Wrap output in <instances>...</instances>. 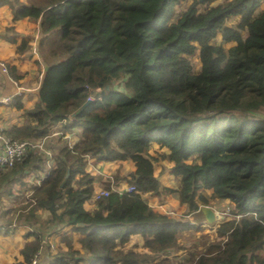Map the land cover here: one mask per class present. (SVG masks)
<instances>
[{
    "label": "trees",
    "instance_id": "16d2710c",
    "mask_svg": "<svg viewBox=\"0 0 264 264\" xmlns=\"http://www.w3.org/2000/svg\"><path fill=\"white\" fill-rule=\"evenodd\" d=\"M185 1L0 0L12 21L38 23L46 67L36 104L6 135L42 140L58 125L79 134L73 150L61 138L51 144L55 170L33 187L34 202L0 217V227L30 229L20 264H169L170 250L185 249L182 264H264V0H190L174 20ZM200 3L210 7L201 13ZM6 70L15 82L23 78ZM89 96L96 100L83 106ZM154 145L164 152L152 153ZM86 157L130 163L126 182L135 192L111 193L85 210L94 191ZM162 161L176 188L155 175ZM43 162L30 153L0 169V194L9 197L28 171H44ZM168 196L185 209L181 217L143 199ZM203 206L231 207L212 240L185 218ZM189 231L200 232L199 242L184 247L180 235ZM134 236L142 239L134 248L145 252L121 250Z\"/></svg>",
    "mask_w": 264,
    "mask_h": 264
},
{
    "label": "crops",
    "instance_id": "0c3cea01",
    "mask_svg": "<svg viewBox=\"0 0 264 264\" xmlns=\"http://www.w3.org/2000/svg\"><path fill=\"white\" fill-rule=\"evenodd\" d=\"M8 28H12L13 33L6 32ZM10 37H15L17 43L11 44L7 40ZM41 37L38 23L31 22L27 19L14 22L12 21V14L9 7L7 5H0V98H11L9 104L0 105V128H2L5 135L7 130L12 126H20L22 124L23 111L32 109L37 102V91L40 87L42 76L46 71V67L41 62L37 53V45ZM23 40L27 41V49L25 51H21V43ZM1 64L5 69L7 66L15 68L20 74H23V78L19 82H15L8 75L7 70L6 72L2 71ZM17 98L19 101L16 100ZM16 101L23 106L22 110L15 108V105L13 106ZM75 135L78 136L79 140V134ZM152 150L159 153L164 152V150H160L157 145H154ZM99 165L103 176H93L95 181L93 185L94 189L104 185L106 179L109 177L115 178L128 170H130L131 173L134 171L133 167L127 161L103 162L99 163ZM168 166L170 168L171 165L168 163ZM86 172H91L88 166H86ZM37 174L38 171H28L22 175L21 182L13 184L9 197L3 193L0 194V217L4 212L17 209L21 206L20 200L24 198L31 188V184L27 182L26 178H30L31 180L32 178H36ZM166 175L169 177V170L166 171ZM166 179V183L163 185L164 187L176 188L178 184L177 181ZM120 182L124 181L120 179ZM4 190L5 189L0 192ZM152 198L156 199L155 197ZM143 199L154 211H159V207H157V204L153 203V199L151 200L149 197H144ZM173 200L174 202L172 201L171 203L169 200L167 201L170 203L169 205H171L172 209H180L182 210V214H184L186 212L185 209L179 207L178 202L175 199ZM164 204L166 203L164 202ZM84 208L88 212H92L95 209V205L93 202H88L84 204ZM37 214L40 217L46 213L40 211ZM197 214L198 216H195ZM197 214L186 216L185 218L189 219L191 223H197L202 226L205 224V220L202 214ZM197 218L201 220H197ZM29 231V227L21 223L16 224L15 222L6 227H0V264H20L23 262L21 250L25 245V234ZM185 233H182V235ZM47 240L49 244L53 245L56 242V240L52 238H48ZM44 245L43 250H41L42 253H40V255H42L40 258L46 255V242H44ZM42 260V263L46 261L44 258Z\"/></svg>",
    "mask_w": 264,
    "mask_h": 264
},
{
    "label": "built area",
    "instance_id": "2783aa9c",
    "mask_svg": "<svg viewBox=\"0 0 264 264\" xmlns=\"http://www.w3.org/2000/svg\"><path fill=\"white\" fill-rule=\"evenodd\" d=\"M1 68L3 72H6L5 67L1 64ZM11 98L7 97H2L0 98V105H7L9 104ZM94 96H89L87 98L88 102L95 101ZM64 124V123H62ZM60 126L58 125L54 129L58 130H52V132L43 138L42 140H36V141H31V140H24V141H17L13 140L10 137L6 136L2 128H0V169H10L12 168L16 163L20 162L23 157L30 153H37L40 154L44 160L43 165L45 167L44 171H38L37 177L32 178H26L27 182L31 184V188L29 191L26 193L25 198L27 200L24 201V204H28L32 200V194H33V187L39 186L42 181L46 178L49 177L50 173L55 170V160H54V153L53 150L51 149V140L53 138H61L64 142H66L67 147L70 150H73V147L77 144L78 142V136L75 134H71L68 132H62L60 131ZM87 161V166L89 167V171H91L89 174L92 176H103L101 173V167L99 163L103 162H97L94 159L90 157H86ZM95 182V181H94ZM108 185L109 188L107 189L104 185L98 186L97 188L94 189L93 195L90 199V202L95 203L97 200L109 196L111 193H117L119 195H124V194H130L135 192V189L133 186H129L127 183L125 184L124 182H116L114 177H109L105 181ZM94 185V183H93ZM34 202V201H32ZM159 211L166 214V215H173L172 211H165L164 206H159ZM215 213V221L220 220L224 222L227 219H230V214H228V210L222 211L221 213L223 214L221 217H218L217 212L213 210ZM205 225H212V224H207L205 221ZM50 249H54V245L50 244ZM37 260L32 261V264H36Z\"/></svg>",
    "mask_w": 264,
    "mask_h": 264
},
{
    "label": "rangeland",
    "instance_id": "374dc122",
    "mask_svg": "<svg viewBox=\"0 0 264 264\" xmlns=\"http://www.w3.org/2000/svg\"><path fill=\"white\" fill-rule=\"evenodd\" d=\"M190 2V0H187V1H185V2H181L180 4H178L177 6H175V8H174V10H175V15H174V20L175 19H177L181 14H182V12L186 9V7L188 6V3ZM263 5H264V3H263ZM208 7H210V4H202V3H200V5L198 6V9H199V12H204L205 11V9L206 8H208ZM258 12H259V10H258ZM232 23H234V21H231ZM219 39H220V36H218L217 37V39H216V42L218 43L219 42ZM191 63H192V65H193V69H194V71L195 72H198L199 71V69H200V64H199V62H198V60H197V57L196 56H193L192 58H191ZM54 130H58V129H54ZM57 141V138H53V140H51V142H50V144H53V142H56ZM153 152L152 153H155L156 155L159 153V152H157V151H154V150H152ZM170 168H169V166H168V163L166 162V161H162V162H159V163H157V164H155V166H154V171H155V175H160V177H161V183L164 185L165 183H166V178H168V180H171V179H169V177L166 175V171H168ZM168 173V172H167ZM130 174H131V172H130V170H128V171H126L125 173L123 172V174L122 175H118V176H120V177H118V179L117 180H120V179H122V180H124L125 181V183H127L126 181H127V178L130 176ZM120 178V179H119ZM173 180V179H172ZM117 182V181H116ZM16 185H18V184H16ZM153 198L151 197V200H152ZM20 200V199H19ZM25 200H27L26 198H25V196H24V198L23 199H21L20 201H21V206L22 205H25L24 204V201ZM169 200V202L171 203L172 201L174 202V200H173V197H171V196H168V197H162V198H156V199H153L152 201H154L153 203L154 204H157V207H159V206H164V208H165V211H167L168 212V210H172V212H174V214H173V216H175L176 218H178V217H180V215L182 214V210H180V209H172V207H171V205H169L170 203L169 202H167ZM17 201H18V199H17ZM164 202L166 203V204H164ZM168 204V205H167ZM230 208L231 207H229V208H227V206H216V207H213L212 209L213 210H215V212H217V215H218V217H221L223 214L221 213L222 211H226V210H228V214H230L229 212H230ZM49 216V214L48 213H46V214H44V215H42V216H40L41 218H47ZM195 216H198V214L197 215H195ZM204 218V217H203ZM197 220H201V219H199V218H197ZM205 220V219H204ZM230 219H227V220H225V221H229ZM199 222V221H198ZM220 220H216L215 221V223H213L212 225H205V224H203L202 226H203V231L201 232L202 234H208V235H210V239L212 240L213 238H215V228L218 226V225H220ZM199 234H200V232H198V233H192V232H187V233H185V234H183V235H180V244L182 245V246H184V247H187V246H190L191 244L193 245V244H197V242H199V239L198 238H200L199 237ZM57 237L58 236H56L55 234H52V235H50L49 236V238H52V239H56V241L58 240L57 239ZM141 243H142V239L139 237V236H134V237H132V239H131V242L130 243H128V244H125L123 247H120L121 248V250H129V249H131V248H133V250H135L136 252L137 251H140V252H145L144 250H142L141 249V247H136V248H134V245H141ZM55 244H56V242L54 243V248H55ZM191 245V246H192ZM119 249V248H118ZM53 251H54V249H53ZM186 253H187V250L185 249V250H178V251H173V250H170V252L168 253V254H166V257L168 258V260H169V264H182V263H184L185 262V260H184V257L183 256H185L186 255Z\"/></svg>",
    "mask_w": 264,
    "mask_h": 264
},
{
    "label": "water",
    "instance_id": "95a60500",
    "mask_svg": "<svg viewBox=\"0 0 264 264\" xmlns=\"http://www.w3.org/2000/svg\"><path fill=\"white\" fill-rule=\"evenodd\" d=\"M111 84H114V81H112ZM105 90H108L107 86L105 87ZM88 104H89V102L86 101V103L83 106H86ZM67 176H68V173L66 174V177ZM198 213L202 214V216L204 217L207 224L215 223V213L211 207H208V206L200 207Z\"/></svg>",
    "mask_w": 264,
    "mask_h": 264
}]
</instances>
